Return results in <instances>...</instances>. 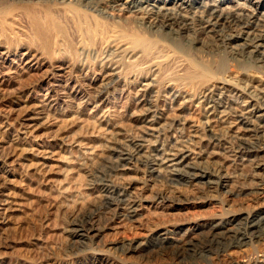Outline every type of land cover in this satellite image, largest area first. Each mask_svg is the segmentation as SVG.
<instances>
[{
	"label": "bare ground",
	"instance_id": "obj_1",
	"mask_svg": "<svg viewBox=\"0 0 264 264\" xmlns=\"http://www.w3.org/2000/svg\"><path fill=\"white\" fill-rule=\"evenodd\" d=\"M207 40L239 67L227 65L226 58L215 60ZM172 60L180 64L176 75L166 67ZM252 70H264V0H0V112L5 115L0 149L8 150L0 161L4 221L18 206L11 191L14 162L41 179L68 173L75 164L73 158L62 156L61 141L72 126L91 127L70 117L81 110L76 101L87 99L83 83L90 72L96 74L90 81L100 82L97 89L127 78L139 87L133 94L138 138L126 139L112 123H106L104 134L97 137L102 147L72 138L88 160L101 162L98 211L107 220L117 219L118 225L138 222L142 204L149 199L144 197L142 168L155 178L163 175L174 182L207 185L208 192L230 187L227 176L220 174L221 166L203 167L209 160L201 159L217 154L211 141L203 145L201 131L211 133L214 141L216 135L226 139L243 165L264 159V81ZM164 92L170 95V120L182 126L168 136L167 109L157 106ZM100 102L105 105L106 100ZM105 111L93 106L88 113L92 118L87 119L101 124L109 117ZM200 115L205 120L201 131L195 119ZM49 116L57 123V132L50 131ZM41 131L48 132L39 135ZM258 178L256 193L261 195L264 173ZM172 204L165 202L162 209H171ZM94 220L74 217L68 225L67 232L83 249L103 232ZM180 227L177 222L163 223L149 229L138 243L117 242L110 249L126 257L117 264H128L132 255L145 252L170 254L187 264H234L224 258L227 251L264 238V209L225 213L201 225ZM36 263L21 259L15 264ZM253 264H264V253Z\"/></svg>",
	"mask_w": 264,
	"mask_h": 264
},
{
	"label": "rangeland",
	"instance_id": "obj_2",
	"mask_svg": "<svg viewBox=\"0 0 264 264\" xmlns=\"http://www.w3.org/2000/svg\"><path fill=\"white\" fill-rule=\"evenodd\" d=\"M207 43V47L212 49L211 52L214 51L212 52V57L215 60L226 58L225 60H228L227 65L234 64L236 68L239 67L237 66L238 64L231 63L226 54L217 50L212 41L207 40ZM89 59H93V57L89 55ZM179 65V63L172 60L166 67L171 73L174 74L176 72L174 74L176 75ZM94 69L97 71L96 68L91 67V70ZM252 74L257 75L264 81V70H252ZM90 75L87 78L88 81L86 80L83 83L85 85L84 89L86 88L85 96L87 99L76 101V104L81 103V110L70 117L78 121L85 120L86 124L91 123V127L85 130L79 128L81 124L79 127L77 125L72 126L61 141V143L63 142L61 154H64L62 156L73 158V163H75L72 165V169L70 168L68 173L62 171L58 174H52L47 179L43 178V180L30 168L24 167L20 162H14L16 176L14 177L15 182L11 186L13 188L11 191H14L16 195L15 199L17 201L15 206H18L15 207L17 211L14 209L10 213V217L7 216V221H4V216L0 213V264H15L21 259L32 263L38 262L36 264H117V262L123 261V258L126 257L119 252L117 253V250L114 248L110 249L113 245L117 244V242L138 243L143 240L149 229L160 224L177 222L179 225L181 224L180 228L183 229L187 224L201 225L210 220L217 219L225 213L234 212L235 214H242L252 209H264V193L261 195L256 193L257 183L260 180L258 177L264 173V159H259L254 164L245 163L243 165L240 163L238 158L230 152L229 143H227L226 139L223 138L224 140H222L216 135L214 136L216 139L214 141L210 137L213 136L211 133L204 131L203 133L201 131L204 129L205 120L200 115L195 116V119L199 125V131L204 136L203 145L211 141L210 147L215 146L217 154L214 158L201 159L204 163L209 160V164L205 165V163L203 167L211 166L212 168L209 167V169H213L214 166L217 168L221 166L220 174L227 176L231 188H218V190L215 189L208 192L207 185H190L183 182H174L163 175L160 176L161 178H155L149 174L147 168H142L140 169V174L144 178L141 176L140 179L141 181L144 180L145 185L147 183L144 197L150 200L148 199V202L142 204L143 207L140 210L138 222L130 224V222L123 221L118 225L117 219L112 221L107 220L98 211L100 204L98 197L100 179L97 177V171L101 168V162L97 159L93 160V163L88 160L81 154V149L76 146L74 140L77 138L83 139L82 144L88 142L87 144L102 147L103 145H101L102 143H98L97 137L104 134L105 127H107L106 123L117 125V132L119 131L120 135L122 133V136L126 139L138 138L140 136L137 130L140 128L138 122L139 112L138 108L135 107L136 102L134 101L133 94L139 87L133 85L131 79L127 78L121 81L111 80V82L105 83L106 86L97 89L95 86L98 87L100 82H91V78L96 74L90 72ZM242 82L244 83L242 84ZM90 83L92 84L90 85ZM239 83L240 85L248 84L245 81H239ZM169 97V93H162L157 105L158 109L160 107L165 110L167 109L164 112L166 113L165 117L168 119L166 122L168 129L165 133L167 136L182 127L178 122L170 120L173 118H170L172 117V113L168 111ZM88 100L90 103L87 104ZM101 100H106L105 105L100 102ZM76 104H73L72 110H75ZM96 105H100L103 111L107 110L109 114V117L105 118V122H101V124L97 123L95 118L93 120L87 119L91 117L88 116L89 110ZM4 116V113L0 112V124L4 123ZM47 123L52 126L50 131L57 132L58 125L54 122L53 117L49 116ZM217 129L220 130L222 128L219 127ZM47 132L41 131L38 134L41 135ZM72 138L75 139L73 140ZM7 153L8 150L0 149V161L7 156ZM12 160L10 159V161ZM2 168L3 165L0 164V170ZM48 179H50V182L46 181ZM53 180L57 181L58 185L55 186V183H52ZM213 180L216 181L215 178ZM3 181L0 178V185H2ZM229 190L234 194L238 192L240 194L238 196L230 195L226 193ZM59 191L62 193H58ZM161 197L167 200L165 202H172L173 208L162 209L165 202H160L161 199L159 198ZM82 216H92L95 219V225L98 228H103V232L94 238V244H91L89 248L84 247V249L80 245L78 246L75 239L67 232V230L69 231L68 225L70 221L74 217ZM105 221L110 223L103 224ZM117 225L119 226L118 229ZM263 240L264 238L262 241L254 243V246L229 250L225 253L224 258L231 259L234 264H253L254 262H259L262 260V254L264 253ZM126 260L124 259V262ZM128 262V264H187L174 259L170 254L158 257L153 254H146V252L132 255L128 259Z\"/></svg>",
	"mask_w": 264,
	"mask_h": 264
}]
</instances>
